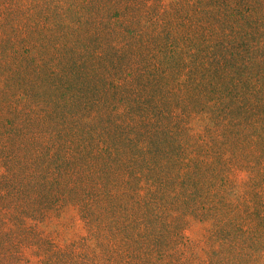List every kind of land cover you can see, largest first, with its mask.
I'll use <instances>...</instances> for the list:
<instances>
[{"label":"rangeland","instance_id":"374dc122","mask_svg":"<svg viewBox=\"0 0 264 264\" xmlns=\"http://www.w3.org/2000/svg\"><path fill=\"white\" fill-rule=\"evenodd\" d=\"M254 1L261 4L259 12ZM129 2L138 18L131 25L110 26L101 37L119 49L120 64L127 68L122 81L131 80L129 86L137 92L143 86L142 78L135 82L140 69L169 78L177 73L168 75L171 68L186 71L206 63V75L197 81L190 75V81L207 85L203 90L208 92L214 86L215 93L208 98L219 100L218 107L212 105L198 115L196 128L204 132L198 140L208 141L211 151L212 146L224 147L231 177L212 176L209 170L204 176L199 154L205 148L196 144L189 143L188 148L184 143L182 152L169 159L154 151L155 143L149 139L158 119L147 114L141 96L133 107L99 103L93 112L83 104L72 105L64 84L49 103L61 111L67 106L69 125L48 134L31 133L27 151L17 145L26 144V140L21 143L23 134L18 135L22 125L15 122L11 127V122L0 121V143L21 138L16 144L18 168L7 164L9 172L0 164V180H5L8 190L5 203L11 204L7 208L12 209L13 219L6 224L0 217V264H177L179 259L163 247L166 235L182 242L184 236L189 239L195 255L186 264H230L240 258L243 264H264V0ZM96 8L93 5L89 11ZM19 9L11 0H0V70L4 67L9 74L14 67L29 70L28 59L34 64L51 59L47 45L61 29L54 16L53 26L49 24L39 8L23 19L20 28ZM95 43L90 39L80 45L87 50ZM100 90L107 92L106 86ZM113 94L118 99L129 96L120 90ZM97 95L100 100L101 93ZM246 102L253 105L247 108ZM135 109L145 116L142 124L131 123ZM236 113L245 117L236 126L231 119L230 128L244 135L243 142L232 137L231 146L220 147L222 129L210 120L216 123ZM41 117L42 122L52 119L51 114ZM204 119L206 128L200 122ZM172 121L168 118L177 135L181 126ZM250 122L259 126L248 127ZM120 125L128 139L123 143L116 137L123 131ZM172 144L164 138L166 148L180 149ZM62 146L67 148L60 152ZM181 161L188 168L183 173L178 171ZM175 173L180 174L181 184L173 178ZM154 174L163 178L152 181ZM238 195L247 200L238 204ZM227 224H236L237 231ZM179 231L183 237L175 235Z\"/></svg>","mask_w":264,"mask_h":264},{"label":"trees","instance_id":"16d2710c","mask_svg":"<svg viewBox=\"0 0 264 264\" xmlns=\"http://www.w3.org/2000/svg\"><path fill=\"white\" fill-rule=\"evenodd\" d=\"M129 1L130 0H11L13 6L20 7L19 12L22 17L19 23H17L18 27L21 28L20 23L23 22V19L30 18L32 11L39 8L38 13H42L43 18H46L49 24L53 26L54 16L58 27H61V29L55 31V39L52 41V44L47 45L49 49L48 54L51 56V59L45 57L43 62L37 61L38 64H34V60L28 59L30 65L25 66V68L29 70H24V66L19 67L23 65V63L19 64V68L14 67L10 74L4 70V67L0 70V107L2 109L0 121H2L3 124H10L11 122V127L15 122H19L23 130V132L19 131L18 133V135L21 133L23 134L21 143L26 140V144L24 145H20V143L17 144V141L21 140V138L11 143L10 141H5L4 143L6 145H3V141H1L0 164H3L6 170L10 172V169H7V164H16L18 149H22V151H27L29 149L30 146L28 143L30 142L29 136L31 133L41 134L44 132L48 134L54 129L60 130L69 125L70 118L68 116L67 106L61 111L62 108H60V106H52L49 103L51 97L55 96L57 92L56 89L58 90L60 86L66 84L70 91L69 94L72 96V101L68 96L67 102H73L72 105L83 104L86 108H89V111L93 112L99 107V103H101V107L105 105H110L111 107L113 105L119 106L120 102L125 108L133 107L135 101L139 99L138 96H141L142 98L139 100L143 101L147 114L149 113V116H151L150 118L158 119V126L153 127V135L151 139H149V142L155 143L151 146L154 151H159L169 159L173 154L182 152L181 146H183L184 143H186L188 148L190 147L189 143L192 145L196 144L198 148H205V150L201 151L199 154V156L203 157L200 168H202L204 176L207 175V170H209L212 176L221 175L223 178L230 176L228 171L230 162L227 161L228 157L226 153H223L224 147L221 146H231L229 145V141L234 140L232 137L239 142H243L244 135L242 136V134L234 131L235 128H230V121L231 119L235 121L234 126L239 125L242 119H244L245 113H236V115L221 118V120L216 123V119H213V121L210 120V123H213V127L220 125L222 129V134L219 135V137H223L218 138L220 149L217 146L216 149L212 146L211 151L208 148L210 146L208 141L205 143L199 142L198 139L200 136L203 138L204 132L196 128L200 126L195 125L198 115L201 116L200 113L202 112L206 114V108L212 107V105V108L218 107L219 100V97H215V99L208 98L209 94H211L210 96H212V94L214 95V86L211 91L208 92L203 90L206 89L207 85L204 86L200 81L198 85L195 83V81L202 79V77L206 75L204 73L207 69L206 63H203L202 66L199 65L198 68L193 67L186 71H180L182 68L179 67H177L175 71H172V68L170 69L169 67L173 66H169L166 69L167 71L170 69L168 75L177 72L175 75H170L172 79L170 77L166 78L164 73L161 75H151L148 74L147 71L140 69L135 75V82H137V79L142 78L143 82L141 83L143 84L140 85L143 86H140L137 92H134L135 90L129 86L132 83L131 80L122 81L123 77H127V68L120 64L122 57L117 53L119 49L116 43H109L101 39V37L103 33L108 34L107 28L110 26L117 27L120 25V22L126 23V26L131 25L134 23V20L138 18V14L134 13L136 9L128 5V3H130ZM93 5H97V8L89 11ZM253 6L256 8L257 12H259V8L261 9V4L257 1L253 2ZM87 12L101 14V16L94 17V15H86ZM251 12H253V10H251ZM48 13L51 17H46ZM106 13L108 16L105 15ZM108 17L110 22L107 21ZM13 19L16 20L17 17L13 15ZM257 19L258 18L254 20ZM258 22L261 23L262 21L260 20ZM215 29H218V26ZM243 29L244 28L241 30ZM47 30L50 29L47 28ZM90 39H94L96 43L87 50H84V47L81 48L80 44ZM98 39L102 41H98ZM129 43L131 44L130 41ZM73 53L77 55L76 58H74ZM251 55L255 54L251 53ZM6 65L7 64L3 66ZM190 75L195 77V81H190ZM100 84H102V87L106 86L107 92H111L110 95L100 90L102 88L99 87ZM255 89L262 90L259 85H256ZM118 90L123 91L129 96L122 99L115 98L113 93H116ZM252 92L253 97H258L254 91ZM99 93H101L100 100L97 98V94ZM46 103H48L47 107ZM249 105L253 104L246 102L247 108ZM255 106H257V108L259 107L258 105ZM135 112L136 109L133 112V117H131V123L137 120V123L142 124L145 118L144 114L143 118L140 109L137 112L138 114ZM46 114H51L52 119L42 122L41 115H45L46 117ZM261 114H264V112ZM52 115H54V117H52ZM170 115L171 117H169ZM251 115L256 116L257 113ZM39 117H41V119L37 122L36 118ZM168 118L173 120L171 123L178 122L180 124L181 127L177 135L173 134L172 129L174 126L171 127ZM205 121V119L200 120L202 123L201 125H204L203 128L208 126L204 124ZM0 124L2 123L0 122ZM254 126L256 127L259 125L250 122L248 127ZM119 127L123 131L119 132L116 137L119 142L123 143L125 140H128L124 136L125 126L120 125ZM12 130L15 134L16 128H12ZM55 138L56 137H53V139ZM164 138L167 139V142H170V146H173L172 142H174L181 150L166 148L164 145ZM59 142H63V140H59ZM16 144L18 145L17 150ZM129 145H124V147ZM66 148V146H62L60 152ZM219 152L223 154L221 155ZM225 152H227V149ZM246 153L247 151L244 154ZM220 156L223 157L220 159ZM185 169H188L187 165L181 161V163L178 164V171H182L183 173ZM18 175H20V173H18ZM157 177L163 178V175L157 176L154 174V176H152V181H156ZM173 178L177 179L178 184H181L179 173H175ZM250 187V189L254 188L252 185H250ZM236 192H238V190ZM7 197L8 190L6 188V182L5 180H0V217L2 216L5 223L9 224L13 223V219L10 216V211L12 209L7 208L11 204L5 203V198ZM246 200L247 198L245 195H238L237 203H244ZM229 225L226 226L228 229L231 228L233 232L237 231L236 224H233L232 227ZM180 232L181 231L177 232L175 235H181L183 237V234ZM183 238L184 242L170 239V236L166 235V240L163 243V247H166L171 257L176 256V259H179L177 264L190 263V257L195 255V250L190 246L189 239H186V236ZM231 247L234 250L238 248L235 245H231ZM224 264H227L226 261ZM230 264H243V261L241 258L240 261L232 259Z\"/></svg>","mask_w":264,"mask_h":264}]
</instances>
